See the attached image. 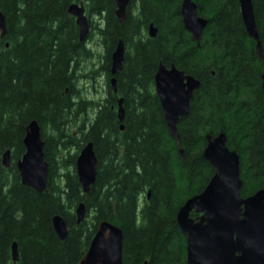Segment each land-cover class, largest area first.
<instances>
[{
    "label": "trees",
    "instance_id": "1",
    "mask_svg": "<svg viewBox=\"0 0 264 264\" xmlns=\"http://www.w3.org/2000/svg\"><path fill=\"white\" fill-rule=\"evenodd\" d=\"M78 1L90 17L86 38L95 33L102 48V100L83 95L77 83L80 59L92 57L67 11ZM179 1L139 0L138 12H127L119 22L114 0H0L7 26L0 50V264H12L13 241L17 264H76L101 220L122 230V264H186L185 235L175 216L214 172L202 155L206 133L225 132L226 144L238 152L242 196L264 187V57L255 51L239 2L195 0L200 13L209 16L198 45L183 26ZM252 3L264 53V0ZM150 21L157 26L154 37L145 29ZM119 39L125 53L114 93L108 82L110 56ZM159 62L200 80L189 113L177 124L178 143L154 89ZM86 74L93 78L92 71ZM32 119L41 126L48 162L43 192L22 184L16 168ZM88 140L97 173L84 193L75 157ZM8 148L11 160L5 167L1 160ZM80 201L86 213L77 224ZM55 214L68 226L63 239L53 229Z\"/></svg>",
    "mask_w": 264,
    "mask_h": 264
},
{
    "label": "water",
    "instance_id": "2",
    "mask_svg": "<svg viewBox=\"0 0 264 264\" xmlns=\"http://www.w3.org/2000/svg\"><path fill=\"white\" fill-rule=\"evenodd\" d=\"M115 15L118 21L125 17L128 0H114ZM243 24L249 36L255 41V51L264 57L257 30L252 0H238ZM74 16L79 29V40H85L89 29V17L84 4L71 2L67 8ZM183 25L199 45L207 19L197 14L192 0L181 4ZM7 32L6 18L0 9V50L1 39ZM150 37L157 34V28L150 24ZM8 46V42L5 43ZM125 45L121 39L116 43L110 56L109 85L116 92V74L123 65ZM154 89L159 99L163 116L171 136L178 143L177 124L181 117L189 113L193 92L200 86V80L183 69L170 64L158 63L154 73ZM261 87L264 93V73H261ZM123 97L117 101V118L122 122L125 110ZM123 129V124H120ZM206 144L203 157L213 167L214 172L205 187L188 197L176 212L178 227L186 240V264H264V187L242 196L240 189V158L235 149L226 144L227 136L223 131L205 134ZM25 151L16 162L20 180L37 192L47 188L48 162L45 159L44 139L41 126L36 119L28 122L23 137ZM181 157L183 149L177 144ZM10 149L2 155V164L10 165ZM75 171L82 191L88 193L97 173V156L93 142L86 141L75 157ZM149 195V192H148ZM197 213L191 216V212ZM86 206L80 201L75 207L76 223L85 217ZM56 235L63 239L68 226L61 214L52 217ZM123 233L119 226L108 220L97 223L89 245L76 264H122ZM19 252L17 242L11 243L12 264H17ZM143 264H147L144 261Z\"/></svg>",
    "mask_w": 264,
    "mask_h": 264
},
{
    "label": "rangeland",
    "instance_id": "3",
    "mask_svg": "<svg viewBox=\"0 0 264 264\" xmlns=\"http://www.w3.org/2000/svg\"><path fill=\"white\" fill-rule=\"evenodd\" d=\"M91 19L95 21L94 18ZM98 39L95 33H92L90 37L85 39L86 45L92 53V57L89 59H80L78 64L80 78L77 83L82 89L83 95H87L88 98L102 100L106 96V83L104 74L100 70L102 48ZM89 71L93 72V78H90L86 74Z\"/></svg>",
    "mask_w": 264,
    "mask_h": 264
},
{
    "label": "flooded vegetation",
    "instance_id": "4",
    "mask_svg": "<svg viewBox=\"0 0 264 264\" xmlns=\"http://www.w3.org/2000/svg\"><path fill=\"white\" fill-rule=\"evenodd\" d=\"M182 1H183V0H180V1H179V12H180V14H181V4H182ZM192 1L196 4V1H195V0H192ZM114 3H115V1H114ZM139 5H140L139 0H133V4H132V1H131V0H128V4H127V6H126L125 17H126L127 12H129V11H130L131 13L133 12V13L136 14V12H138V6H139ZM115 10H116V3H115ZM196 11H197V14H198L199 16L206 18V19H207V23H208L209 16H206L205 14L200 13V11H199L198 8H197V4H196ZM239 12H240V9H239ZM240 15H241V14H240ZM125 17H124V19H125ZM241 18H242V17H241ZM124 19H122V21H123ZM181 20H182V15H181ZM242 21H243V20H242ZM119 22H121V21H119ZM182 23H183V21H182ZM150 24H153V26L157 28V26L154 24L153 21L148 22L147 25H146V28H145L148 36H149V34H148V28H149ZM183 26H184V25H183ZM184 28H185V27H184ZM149 37H150V36H149ZM110 74H111V73H110ZM108 82H109V80H108ZM113 92H114V91H113ZM114 93H116V92H114ZM117 101H118V100H117Z\"/></svg>",
    "mask_w": 264,
    "mask_h": 264
}]
</instances>
